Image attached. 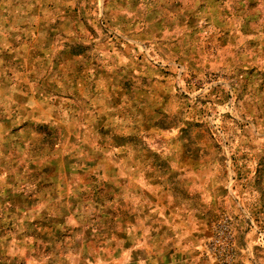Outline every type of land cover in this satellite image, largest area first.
<instances>
[{"label": "rangeland", "instance_id": "obj_1", "mask_svg": "<svg viewBox=\"0 0 264 264\" xmlns=\"http://www.w3.org/2000/svg\"><path fill=\"white\" fill-rule=\"evenodd\" d=\"M225 222L264 264V0H0V264H218Z\"/></svg>", "mask_w": 264, "mask_h": 264}, {"label": "built area", "instance_id": "obj_2", "mask_svg": "<svg viewBox=\"0 0 264 264\" xmlns=\"http://www.w3.org/2000/svg\"><path fill=\"white\" fill-rule=\"evenodd\" d=\"M213 252L219 256L218 264H230L231 261V234L227 222L223 223L214 236L210 245Z\"/></svg>", "mask_w": 264, "mask_h": 264}, {"label": "crops", "instance_id": "obj_3", "mask_svg": "<svg viewBox=\"0 0 264 264\" xmlns=\"http://www.w3.org/2000/svg\"><path fill=\"white\" fill-rule=\"evenodd\" d=\"M255 202H256L257 205H261V204H262L261 197L258 196V198H256ZM258 214H259V213H258ZM258 216H259V215H258ZM253 218H257V216H255V213H253ZM258 219H259V217H258Z\"/></svg>", "mask_w": 264, "mask_h": 264}]
</instances>
